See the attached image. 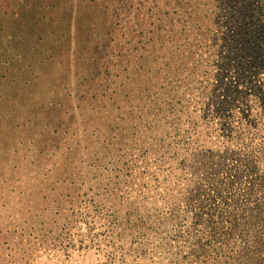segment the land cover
<instances>
[{"label":"rangeland","instance_id":"rangeland-1","mask_svg":"<svg viewBox=\"0 0 264 264\" xmlns=\"http://www.w3.org/2000/svg\"><path fill=\"white\" fill-rule=\"evenodd\" d=\"M243 8L0 0V264H155L134 217L164 214L185 189L188 201L206 177L195 145L169 156L180 136L171 141L168 103L202 128L215 115L201 69L221 56L207 42ZM111 206L117 225L107 230Z\"/></svg>","mask_w":264,"mask_h":264},{"label":"trees","instance_id":"trees-1","mask_svg":"<svg viewBox=\"0 0 264 264\" xmlns=\"http://www.w3.org/2000/svg\"><path fill=\"white\" fill-rule=\"evenodd\" d=\"M236 1L245 8L227 12L207 42L221 58L201 69L208 91L215 92V115L205 116L202 128L185 109L168 103L171 141L180 136L173 141L179 150L169 156L178 159L180 151L195 145L206 177L189 185L188 201L185 189L178 193L182 204L173 200L164 214L134 217L141 254L151 246L155 264H264V0ZM157 99H152L155 112ZM155 115L153 121L164 120ZM147 129L138 132L149 135ZM194 198L196 206L190 205ZM116 213L115 206L108 208L107 230L116 227Z\"/></svg>","mask_w":264,"mask_h":264}]
</instances>
